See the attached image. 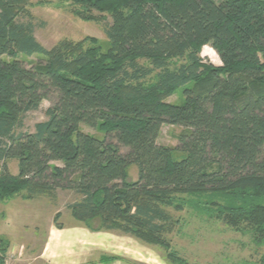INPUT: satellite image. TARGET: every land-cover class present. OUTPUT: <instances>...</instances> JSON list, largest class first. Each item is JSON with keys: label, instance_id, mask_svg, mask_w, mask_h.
I'll use <instances>...</instances> for the list:
<instances>
[{"label": "trees", "instance_id": "trees-1", "mask_svg": "<svg viewBox=\"0 0 264 264\" xmlns=\"http://www.w3.org/2000/svg\"><path fill=\"white\" fill-rule=\"evenodd\" d=\"M72 2L83 19L110 17L106 51L67 40L47 49L28 0H0V201L72 190L76 221L167 251L178 223L167 209L195 202L264 247V0ZM206 45L220 65L201 56ZM33 55L40 61L27 67L21 56ZM179 88L182 103L168 102ZM48 98L47 119L23 131L24 115ZM163 124L182 127L177 146L157 143ZM8 248L0 239V264Z\"/></svg>", "mask_w": 264, "mask_h": 264}, {"label": "rangeland", "instance_id": "rangeland-1", "mask_svg": "<svg viewBox=\"0 0 264 264\" xmlns=\"http://www.w3.org/2000/svg\"><path fill=\"white\" fill-rule=\"evenodd\" d=\"M28 2L27 9L32 17L34 36L45 48L50 49L63 40L81 42L84 47L95 46L100 51L109 48L110 44L105 35V29L111 23L109 16L102 21L83 19L76 12L84 8L72 0ZM93 14L99 15L96 11ZM21 20L29 21L24 16ZM201 56L214 65L221 64L218 54L208 45L202 47ZM21 59L27 67H31L40 61V56H21ZM182 100V88L167 98L168 102L174 104H181ZM52 101V98L44 99L37 110L26 113L22 130L33 131L35 123L46 120V109ZM80 127L86 133L103 137L96 128L85 124ZM181 130L180 126L163 124L157 143L169 147L177 146ZM7 169L10 174H17V160L9 159ZM127 174L130 180H136L137 167L130 166ZM25 195L26 192L21 190L11 198L0 201V239L9 240L12 244L9 264H44L34 256L43 246L48 226L52 223L66 226L77 223L67 206L80 196L67 189L57 190L52 197L27 199ZM194 203L185 206L182 211L167 209L178 221L174 230L167 235L171 251L189 264H247L260 261L264 256V247L256 246L249 232L236 231L221 221L208 218L193 208ZM92 223L94 225V221ZM111 234V242H96V262L100 255H105L108 256L105 259L108 264H171L167 257L170 250L117 231ZM14 255L19 259H14ZM114 260L117 261L112 262Z\"/></svg>", "mask_w": 264, "mask_h": 264}, {"label": "crops", "instance_id": "crops-1", "mask_svg": "<svg viewBox=\"0 0 264 264\" xmlns=\"http://www.w3.org/2000/svg\"><path fill=\"white\" fill-rule=\"evenodd\" d=\"M112 232L91 230L79 222L69 226L52 223L47 228L42 248L34 258L44 264H108L105 260L108 256L105 255H100L97 262L94 260L98 247L96 242H111ZM11 252L12 244L9 242L5 260L7 264L12 258ZM13 258L19 259L17 255Z\"/></svg>", "mask_w": 264, "mask_h": 264}]
</instances>
